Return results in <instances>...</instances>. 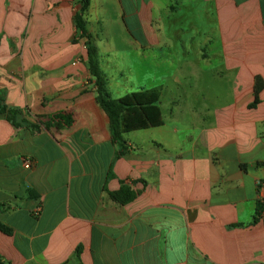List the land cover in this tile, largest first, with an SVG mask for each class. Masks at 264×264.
Listing matches in <instances>:
<instances>
[{
  "label": "crops",
  "instance_id": "0c3cea01",
  "mask_svg": "<svg viewBox=\"0 0 264 264\" xmlns=\"http://www.w3.org/2000/svg\"><path fill=\"white\" fill-rule=\"evenodd\" d=\"M80 10L0 0V97L17 112L0 115V264H264V0H89L106 83L125 61L192 85L161 127L122 135L120 158ZM205 78L223 88H194Z\"/></svg>",
  "mask_w": 264,
  "mask_h": 264
},
{
  "label": "trees",
  "instance_id": "16d2710c",
  "mask_svg": "<svg viewBox=\"0 0 264 264\" xmlns=\"http://www.w3.org/2000/svg\"><path fill=\"white\" fill-rule=\"evenodd\" d=\"M89 0H81V10L75 16V25L80 32V37L86 39V58L89 65L90 77L96 88L97 98L102 109L108 115L112 125L113 145L116 146V158L123 157L129 151L122 137L125 133L134 131L157 128L163 125L162 113L159 107L160 89L152 88L148 90H140L125 95L119 99H113L106 91V81L101 76L98 63L96 60V50L90 44L85 30L83 15L88 8ZM17 114L15 110L8 109L2 105L0 97V115H5L8 122L13 126H17L14 117ZM36 130L37 126L28 127ZM113 199L121 204L126 205L132 202L137 193L133 192L130 187L121 184L119 190L111 194ZM264 212V202L258 203L256 206V214ZM256 220L254 219V223ZM1 232L6 230L0 226Z\"/></svg>",
  "mask_w": 264,
  "mask_h": 264
},
{
  "label": "rangeland",
  "instance_id": "374dc122",
  "mask_svg": "<svg viewBox=\"0 0 264 264\" xmlns=\"http://www.w3.org/2000/svg\"><path fill=\"white\" fill-rule=\"evenodd\" d=\"M129 63L132 64L133 62ZM125 64H127V62L119 61L118 66L121 68L120 71H117L115 68L111 71L109 70L110 72L107 77L106 89L112 94L113 99H119L125 95L131 94L136 91L137 88H159V107L161 105L160 111L164 117L169 116L171 109L174 107V105H171V99L178 93L177 88L182 92L178 94V96L186 97L188 88H191L192 86L185 80V78H182L181 82L179 81V84H176L173 81L170 72H166L168 74L159 75L157 77L147 76V72L144 71H139L137 69H124L123 66ZM119 73H121L122 76H119ZM207 85H210L211 88H223L221 82L212 80L211 84H208L206 78L204 79V83L201 79L197 80L194 88H207Z\"/></svg>",
  "mask_w": 264,
  "mask_h": 264
},
{
  "label": "built area",
  "instance_id": "2783aa9c",
  "mask_svg": "<svg viewBox=\"0 0 264 264\" xmlns=\"http://www.w3.org/2000/svg\"><path fill=\"white\" fill-rule=\"evenodd\" d=\"M23 167H24V169H30L31 163L29 162V160H24L23 161ZM258 185H259L260 189L264 190V185L263 184L259 183ZM38 213H39V209H36L35 210V215H38Z\"/></svg>",
  "mask_w": 264,
  "mask_h": 264
}]
</instances>
